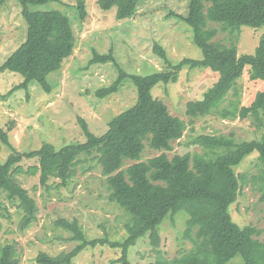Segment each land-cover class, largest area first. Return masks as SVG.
Here are the masks:
<instances>
[{
    "label": "rangeland",
    "instance_id": "1",
    "mask_svg": "<svg viewBox=\"0 0 264 264\" xmlns=\"http://www.w3.org/2000/svg\"><path fill=\"white\" fill-rule=\"evenodd\" d=\"M84 2L87 17L80 19L79 2ZM99 0H52L32 6V11H59L70 19L76 38L72 56L66 59L61 70L50 73L47 81L51 93L38 83H31L29 92L17 89L24 78L10 71L0 72V129L7 134L8 142L21 154L40 150L44 144L56 150L86 142L80 120L96 136L106 133L110 122L132 108L138 101L137 87L125 79L119 92L100 99L96 93L110 87L122 69L129 75L148 76L168 69L166 61L154 53V45H161L169 60L178 64L185 58L202 60V51L194 44L193 30L177 15L187 16L191 0H140L132 18L118 21L116 8L106 12L100 9ZM219 33L215 40L237 45L239 56L253 54L259 45L263 30L244 27L236 36L222 31L218 24L210 23ZM28 24L22 16V6L17 0H5L0 6V67L24 43ZM105 55L112 51L115 63L90 64L93 53ZM227 94L222 105L207 116L193 120L184 136L172 142L175 155L202 152L195 144L199 135H234L237 143L258 141L264 137V116H249L242 120L237 114L240 108L249 106L256 94L264 88V82L249 80L246 73ZM218 79L210 69L184 67L176 82L160 83L152 90L154 98L169 108L171 115L189 124L187 104L200 101ZM237 115H228L226 111ZM14 153L0 137V164ZM161 155L146 147L142 162ZM95 153L82 160L72 180L66 187H57L53 180L49 188L42 187L39 174L31 175L30 168L38 165V159H23L24 172L17 174L23 188L36 201L38 219L26 229L21 228L24 214L17 202L7 200L1 192L0 246L13 245L21 264H37V256L44 252L56 257L72 252L79 244L73 241V233L55 225L60 219H77L88 241L107 239L123 242L127 235L129 216L125 210L110 200L106 177L94 161ZM82 158V157H81ZM135 161H125L121 169H127ZM261 170L259 155L247 156L236 172L245 183L237 201L231 206L233 221L241 227L253 226L264 240V203L254 178ZM189 216L180 212L168 215L158 227L159 251L167 259L182 256L192 249L184 239ZM122 249L110 245L87 247L73 264H118ZM128 259L132 264H150L156 261L150 233L129 248ZM228 264H242L240 257Z\"/></svg>",
    "mask_w": 264,
    "mask_h": 264
},
{
    "label": "trees",
    "instance_id": "2",
    "mask_svg": "<svg viewBox=\"0 0 264 264\" xmlns=\"http://www.w3.org/2000/svg\"><path fill=\"white\" fill-rule=\"evenodd\" d=\"M4 1L0 0V6ZM17 1L28 24L27 39L1 65L0 72L20 74L24 81L17 89L29 92L30 84L35 82L51 93L47 76L61 70L76 46L70 19L59 11L31 10L32 6L52 0ZM139 3L140 0L98 2L103 11L116 8L118 21L132 18ZM78 10L84 21L88 15L84 2H79ZM175 17L192 28L194 44L202 51L203 59L185 58L173 64L164 48L156 43L154 53L166 61V71L141 76L129 75L118 68V79L110 87L99 89L96 96L103 99L119 92L123 81L128 78L137 87L138 101L116 116L105 134L96 136L87 123L80 120L85 143L66 146L59 151L51 144H44L40 150L21 154L0 129L4 144L14 151L0 164V195L5 192L7 200L18 203L24 214L22 229L37 221L39 211L36 201L17 178V174L24 172L20 165L23 159L39 160V164L29 170L31 175L39 174L42 187L49 188L51 180L57 187H66L76 167L82 160H87L84 156L95 153L93 159L107 178L110 200L123 208L130 218L126 223L128 236L123 242L88 241L77 219H60L55 225L72 232L71 240L80 244L72 252H63L56 257L42 252L36 258L37 264H73L87 247L99 244L122 249L117 263L132 264L128 259L129 248L148 233L156 254V261L150 264H228L237 257L242 259V264H264V240L258 239L260 232L253 226L241 227L233 221L230 212L245 183L243 179L241 183L236 170L254 152L258 153L261 165L254 182H258L261 202L264 203V137L262 142L237 143L233 134H202L195 139L201 153L175 155L172 159L167 155L173 150L172 142L184 136L194 119L207 116L222 105L245 71L249 80L264 82V0H191L187 16L176 14ZM210 23L218 24L222 31L234 37L244 27L263 30V34L253 54L239 56L236 44L227 45L215 40L219 30L211 28ZM115 62L112 51L105 55L94 51L90 64ZM184 67L210 69L218 75L203 99L187 104L189 124L171 115L166 104L152 95L156 85L176 82ZM224 113L225 117L239 114L242 120L251 115L264 116V88L237 114L229 110ZM146 147L161 152V155L142 162ZM125 161L136 163L121 169ZM180 212L189 216L184 239L192 244V249L182 256L167 259L159 251L158 227L168 215L173 217ZM0 264H21L13 245L0 246Z\"/></svg>",
    "mask_w": 264,
    "mask_h": 264
}]
</instances>
